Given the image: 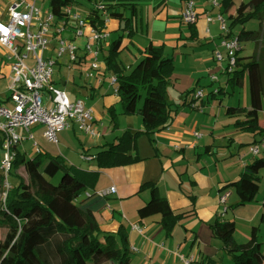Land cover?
<instances>
[{
  "label": "trees",
  "instance_id": "16d2710c",
  "mask_svg": "<svg viewBox=\"0 0 264 264\" xmlns=\"http://www.w3.org/2000/svg\"><path fill=\"white\" fill-rule=\"evenodd\" d=\"M53 1L56 17L65 22L69 19L67 9L79 4V0ZM99 1H106L107 7L101 11L91 8L86 16L90 26L99 31H107V19L124 22L122 29H117V34L111 38L108 54L104 56L107 72H112L117 79L116 93L122 108L120 114L141 115L144 129L135 132L126 130L113 141L99 146L95 153L86 151L84 155L96 160V170L83 169L67 162L61 155L41 150L31 159L36 170L31 172L30 181L17 173L19 168L28 163L25 154L19 149L21 146L17 145L13 168L7 176L3 173L0 175L1 184L6 180L10 184L5 191L4 202L0 205V227L6 228L4 238L0 239V264H133L126 227L121 224L116 232L101 227L100 210L108 205L111 198L98 194V183L102 171L145 160L134 153L138 137L146 135L155 141L154 135L166 129L175 117L176 110L168 100L175 63L173 56L164 54L165 45L161 44L143 51L137 63L127 67L121 54L126 48L123 45L124 39L131 38L136 32L133 20L139 14L138 0H94ZM216 8L229 21L230 35H237L240 41L255 45L254 52L246 56L242 54V46L237 70L231 75L223 72L232 89L242 87L245 77L249 78L248 106H225V114L235 118L234 125L240 131L254 135L251 145L264 136V117L260 118L264 98V51L260 49L264 45V0H243L239 4L236 0H220ZM252 20L258 21L257 28H247L248 22ZM198 21L189 25L191 38H194ZM76 71L77 67L72 72L74 80ZM81 78L80 74L78 79ZM197 89L198 85L188 90L187 94H193ZM226 93L229 91L220 87L218 92H209L206 100H222V95ZM8 97L0 98V105ZM116 106L112 104L109 107L112 111V129L119 123L120 114L115 112ZM3 140L4 135L0 133L2 151ZM253 158L239 179L229 181L222 187L223 190L233 187L239 197L238 202L230 204L227 209L256 201L260 192L258 174L264 168V156ZM0 171H3L1 162ZM60 172L62 176L56 185L44 183L40 176L46 174L55 177ZM145 192L149 193V198L139 207V218L159 215L158 222L167 236H171L178 219L170 202L160 194L155 181H144L136 194ZM209 225L214 236L222 241L233 264H264L263 242L257 234L256 226L247 242L238 243L234 237L236 222L226 219L222 212ZM206 261L207 264H216L212 258Z\"/></svg>",
  "mask_w": 264,
  "mask_h": 264
},
{
  "label": "crops",
  "instance_id": "0c3cea01",
  "mask_svg": "<svg viewBox=\"0 0 264 264\" xmlns=\"http://www.w3.org/2000/svg\"><path fill=\"white\" fill-rule=\"evenodd\" d=\"M10 1L11 0H0L1 20L7 19L8 4ZM40 1H42L41 4H39V0H37V6L41 7L44 12L54 11L55 1L49 0V3L47 4L48 6H45L46 0ZM183 1L184 0H180L179 4L175 5L172 0H138L140 10L139 14L134 17L133 20V26L136 32L131 38L124 39L123 45L126 48L122 52L121 58L127 67L134 66L142 56L143 51L152 48L153 46L164 44V54L173 56L175 63L176 57L173 48L179 47L181 51V63L179 66H176L175 64L173 80L174 87L176 86L178 89L180 88L181 91H185L184 101L188 103L190 107L193 108L195 107L193 105H196L200 108V106L197 105L198 100H201L202 105L210 101V99L206 100L207 94L205 91V97L197 98L195 96V93L199 89H204L200 85V80L207 81L212 86L211 90L216 88L215 85L213 86L214 81H212L211 76V80H208L210 72H214L211 70L213 64L210 66L208 65V63L212 61V58L211 56L205 55V58L201 60L198 56L197 61L188 63L186 69L181 65L183 63L182 59L193 56L195 51L199 53L208 48L212 52L214 51L219 41L220 24L216 20L209 23L207 21V15L211 13V16H215L214 14L219 13L220 10L219 8H217L218 10H212L214 6L212 5L211 0H203L202 2L200 0H195L196 8L199 13V21L196 24V33L193 34L194 38H191L192 32L190 27L187 25V27L184 26L185 24L180 18L184 3ZM93 2L94 0H89L88 4H86L85 1L79 0V4L83 5L78 6V8L81 9L80 12L83 15H88L90 9L93 7ZM127 14L128 16L130 15L129 13ZM71 22V19H68V22H65V20H59L56 17L52 29L55 31L58 27H63L65 30L62 32V35H68L71 37ZM107 22V31L110 33V39L103 42L101 46V53H103V56L108 54V45L111 38L117 34L116 30H121L124 26V22H119L118 20L108 19ZM158 26L160 27L158 28ZM143 32H145L146 35H144ZM86 33H89V29H86ZM81 38L82 39H77H80L79 43L82 44L80 47H83L87 39L84 37ZM0 44L3 47L5 46L1 41ZM260 49H262V52L264 51V47H261ZM81 52H83L82 49ZM83 58L86 64L89 55L84 56ZM198 58L199 61L201 60L200 62H198ZM3 59L4 56L2 57L0 54V75H5L10 84L11 61L8 57L5 61ZM61 63L60 71L56 74L57 78L54 77V79L59 83V86L66 89L69 79L67 78V75L61 74V71L62 69H67L73 72L74 69H68L66 66L68 64V56L64 57V59L61 60ZM106 73L107 70H105L104 74ZM219 73L221 74V72ZM221 75L224 76V74ZM74 81L81 87L88 85L85 77H82L81 79L75 78ZM105 82L106 78L103 83H100V86ZM245 84L246 81L244 80V85ZM197 85L198 89L195 93L187 94L188 90ZM109 87L113 90L112 92L107 93H111L114 97L112 104H118L119 98L114 87L111 85H109ZM78 92L80 91L73 90L72 93H70L72 99L80 97L78 96ZM91 95L93 98L95 97L94 92H91ZM86 96L87 95L83 97L88 98ZM7 97L5 99H7ZM168 100L172 103V92L170 93V90H168ZM218 100L220 106L223 108V101L220 98H218ZM248 104L245 106H248ZM192 110L179 109L170 124H168L167 128L154 135L155 149L150 152L142 153L140 150L138 151L137 143V148L134 153L146 158L145 160L136 164L105 170L101 173H104L106 178H109L110 181L109 179L102 180L101 182L99 180L98 190L107 189L114 185L117 188L115 194L108 196L111 198L108 205L100 210L101 227L103 230L109 232L118 231L121 224L126 227L131 245L133 264H180L179 258L175 257L170 251H181L183 245L185 248L189 245L190 249H193V247L197 245L201 256L198 264H207V258L213 257L216 253V249L212 247L213 232L210 228L209 222L222 212V206L219 204V195L225 191L230 192L227 204V206H229L230 198L233 196L235 190L234 188H226L227 190H223L222 187L229 181L239 179L246 165L254 159L250 152H248L249 155L245 156V158L243 156L241 164L231 163L233 159L230 158L239 154L241 149L238 147L236 150H233L234 144H236L233 142L235 136H232L231 133H229L221 136V138L223 139V147L228 149L232 148V151L225 149L222 154L223 158L220 159L221 165L217 163V160H211L208 156L214 157L219 153V150L215 149L217 140L215 139L214 131H211L210 135L206 133L202 134L200 137H196L194 132L201 129V123L194 117V114L197 115V113H193ZM223 111L225 112V108H223ZM96 117L97 121L95 120V123L96 125H99L100 116H97V113ZM234 119L229 120V122H232V125L235 123ZM233 126L234 132L237 136L243 135L241 141H244V137H246L244 134L246 132L240 131L235 125ZM127 127L126 130L133 131V126ZM143 129L144 127L139 130ZM113 130L114 129H112L110 124L107 133H103L99 137H93L94 139H101L104 137V142L101 141V143H97V147L114 139L115 136L113 132L116 130ZM202 130L205 131L206 129L203 128ZM249 134L251 140L243 143L250 144L254 141V135L252 133ZM213 168L216 169L213 170ZM147 180H152L158 183L160 194L167 197L175 215L177 216L179 224L178 229L176 227L171 236H167L166 231L158 222L159 219H156L153 222L148 218L141 219L138 216V209L145 204L146 200L149 198V193L145 192L141 195L136 193L139 190L140 185ZM135 198L139 199L137 200ZM113 199L115 200L112 201ZM117 201L120 205H114ZM128 202H132V206L128 204ZM262 210L263 207L258 204L257 215H260ZM228 211L229 209L225 216H227ZM252 221L254 220H249V223H253ZM182 234H185L183 238L181 236ZM234 237L238 243H245L251 238V234L247 235V233H245L242 235L245 240L242 242L237 238L236 231ZM203 243H205L206 246L202 250L200 246ZM142 255L145 260L141 259Z\"/></svg>",
  "mask_w": 264,
  "mask_h": 264
},
{
  "label": "built area",
  "instance_id": "2783aa9c",
  "mask_svg": "<svg viewBox=\"0 0 264 264\" xmlns=\"http://www.w3.org/2000/svg\"><path fill=\"white\" fill-rule=\"evenodd\" d=\"M214 7H218L220 0H211ZM96 10H104L106 1L93 2ZM73 7L67 9L71 22V37H64L63 27L53 31L56 21L54 11H47L37 6V0H11L8 4V16L6 20L0 19V41L8 48V58L11 61V81L8 86V100L0 105V133L4 135L3 149L4 159L2 169L7 176L12 169L16 157L15 147L22 146L24 139L33 140L36 152L42 149L36 141L32 129L37 125H43V136L50 142L58 144V132L65 129H75L85 132L92 137H99L101 133L94 127L95 110L83 98L70 97V93L59 86L54 79L60 71L61 60L68 56V69L80 70L85 79L98 78L103 83L106 70L105 62H99L103 42L110 39V33L99 31L90 26L87 17L79 10L73 13ZM92 10V9H90ZM181 21L190 25L199 19V13L194 0H186L180 13ZM108 20V19H107ZM220 24L219 41L214 49L221 72L232 74L238 68L239 51L242 43L237 35H230L229 21L223 13L216 16L207 15V21ZM89 29V33H86ZM209 32V30H208ZM87 39L83 47L76 43L77 38ZM52 39L58 42L54 52L49 53V44ZM81 49L83 52H81ZM92 56L91 70L84 74V56ZM96 74V76H95ZM63 77V76H62ZM228 78V77H227ZM213 76L212 80H216ZM111 86L118 91L115 75L111 78ZM228 87V82L222 88ZM220 88V87H219ZM218 88V89H219ZM218 89L215 91L218 92ZM195 96L205 97L204 90L199 89ZM20 129V132H19ZM26 132L29 133L25 137ZM199 137L198 131L194 132ZM21 150V147L19 148ZM249 152L253 157L264 153V136L249 146ZM84 160L91 157L82 155ZM7 189L10 187L6 180ZM117 192L116 186L99 190L98 194L108 197ZM230 192L219 195V204L222 206V215L227 212V204ZM141 230V229H140ZM175 254L180 264H195L196 254H183L179 250L170 251Z\"/></svg>",
  "mask_w": 264,
  "mask_h": 264
},
{
  "label": "rangeland",
  "instance_id": "374dc122",
  "mask_svg": "<svg viewBox=\"0 0 264 264\" xmlns=\"http://www.w3.org/2000/svg\"><path fill=\"white\" fill-rule=\"evenodd\" d=\"M82 1H85L86 4H88V2H89V0H82ZM200 1L202 2L203 0H200ZM241 1H243V0H236V3L239 4ZM172 2L175 5H178L180 0H172ZM41 3H42V1L39 0V4H41ZM48 3H49V0H46L45 6H48L47 5ZM78 6H83V5L82 4L73 5V10H72L73 13H76L78 10H81L78 8ZM216 9L217 8H213L212 10H216ZM216 14L217 13H215L214 15L216 16ZM84 16H87V15L85 14ZM186 25L187 24H185L184 26H186ZM187 26H189V25H187ZM257 26H258L257 20H252V21L248 22V24H247V28H257ZM159 27L160 26H158V28ZM143 33H144V35H146L145 32H143ZM219 34H220V31H219ZM67 36L68 35H64V37H67ZM80 39H82V38H80ZM79 40L77 39L76 43L82 46V44L79 43L80 42ZM241 43H242V46L244 47V49L242 50L243 56L251 55L254 52L255 45L253 43L243 42V41H241ZM57 45H58L57 40L52 39V41L49 44V51L48 52L53 54L54 48L57 47ZM261 47H264V45H262ZM173 50L175 52V57H176L175 64H176V66H179L181 63L180 48L174 47ZM0 54L2 57L4 56V59H3L4 61L7 60V57L9 55V50L7 47H5V46L3 47L1 44H0ZM205 55L211 56L212 61H210L208 63V65L210 66L211 64H213L212 69H211V67H210V69L212 71H214V72H210L208 80H211L210 76H211V78L213 76H217L216 80H212V81H214L213 86L215 85V87H216L215 89H212V90H211L212 86L207 81H204L202 79L200 80V85L202 86V88H204L203 90L206 92V94H208L209 92L216 90L219 87H222V83H223V86H225L226 81H227V77L225 75L224 76L221 75L223 73L221 72V68L219 67V63L217 62L218 60L215 56L214 51L212 52L209 48L207 50H202L199 53H197V51H195L193 56L183 58L182 59L183 63L181 65L183 66V68L186 69V66L188 63H193L192 61H197L198 56L202 60L205 58ZM92 61H93V57L89 56L87 63L84 64V66H83L84 74L91 70ZM200 61L198 58V62H200ZM99 62H101V63L104 62L103 53H100V55H99ZM219 72H221V74ZM61 74L67 75V78L69 79V82L66 86V90L69 93H72L73 90L80 91V92H78L79 93L78 96L85 99L90 106H93V109L95 110L96 121H97L96 113H97V116H100L99 117L100 118L99 119V125H96V123L94 125V127L97 129V131H99L101 134L107 133L108 127L111 124V116H112V111L109 109V107H111L112 100L114 99V97L112 96L111 93L110 94H107V93L113 91L112 89H110L109 85H111V78L114 74L112 72H109V71L106 74H104V78H106V82L102 86H100V83L98 82V78L87 79L88 85L85 87H81L79 84H77L72 79L73 73L71 71H69L67 69H62ZM80 74H81L80 70H77L76 73L74 74V76H75L74 78H79ZM59 76H60V74H59ZM95 76H96V74H95ZM55 77H56V75H55ZM244 80L246 81V84L242 87H237L235 89H232L230 86H228L226 88L229 91V93L222 95L223 108H225V106H228V105L245 106L249 103V78L246 76V78ZM8 84H9V80L5 77V75H0V98L1 99H5L8 95V91H9L8 87H7ZM185 88H188V87H185ZM168 90H170V93L172 92V104H173L172 107L176 110V113L179 111V109L180 110H182V109H188V110L196 109V110H192V111H193V113H197V115L194 114V117L196 119H198L201 123V125H200L201 129H199V131H198L200 133V136L202 134H206V133H208L210 135V132L214 131V136H215V139L217 140L215 149L219 150V153H218V155H215L214 157L213 156H208V157L211 160H217L218 161L217 163L219 165H221L220 159L223 158L222 154L224 153L225 149L232 151V148L228 149L226 147H223V143H222L223 139L221 138V136L231 133L232 136H235L234 137L235 140L233 142L236 143V144H234L233 150L234 149L236 150L238 147L241 149L239 154H236V155L232 156V158H230V159H233V161L231 163H234V164L240 163L241 164L242 163L241 160L243 159V156L245 158V156L249 155L248 154L249 144H245L243 142H249L251 140L250 139L251 136L249 133H245L244 136H246V137H244V141H241V138L243 135L237 136V134L234 132V126H233L234 124L232 125V122H229V120L234 119V118H231L225 114V112L223 111V108L219 104V100L218 99H210V101L208 103H205L204 105L201 104V100H198L197 105L200 106V108L197 107L196 105H193L195 107L192 108V107H190V105L188 103H186L184 101V98H185L184 92L185 91L183 92L180 90V88L178 89V87H176V86L174 87V81L172 82V85H170ZM91 92L95 93L94 98L92 97ZM85 95H87L86 97H88V98H84L83 96H85ZM70 97H71V95H70ZM179 98H180V100H179ZM263 100H264V98H263ZM115 105H117L116 106L117 109L115 110V112L117 114H120L121 110H122L121 105L120 104H115ZM132 116H134V117H132ZM260 117H261V119H263V117H264V106H263V110L260 112ZM118 120H119V123L116 126V128L114 129L116 131L113 130L114 131L113 134L115 137L123 134L124 131L128 128L127 126H133V132L144 127L142 117H141V115H138V114L130 115V116L120 114L118 117ZM234 121H235V119H234ZM230 123H231V125H230ZM203 128H205L207 130V132H206V130L205 131L202 130ZM19 132H20V129H19ZM32 132L35 134L36 141L42 150H46L53 155H61L66 159L67 162L74 164L78 167H81L83 169L96 170L98 168L97 163L95 162L96 161L95 159L90 158L89 160H84L82 158V155L86 151H88L90 154L95 153L98 149L97 143H101V141L104 142V140H103L104 137L101 139H98V138L94 139L91 135H89L85 132H82L80 130L65 129V130L58 132L59 144H55V143L48 141L43 136V125H37L36 127H34L32 129ZM28 135H29V133L26 132L25 137H27ZM111 141H113V139ZM154 142L155 141H152L148 136L141 135L137 139L138 151L140 150V152H142V153L150 152L151 150L155 149ZM21 151L25 154L26 159H28V163L25 166H22L21 168H19L17 173H19L22 177H24L28 181H30L31 172L36 170L35 164L31 161V159L37 154L36 147L34 146L33 140L24 139L22 142ZM4 155H5L4 151L0 150V162L1 163L4 159ZM262 155L264 156V153H262L260 156H262ZM215 169L216 168H213V170H215ZM13 170L15 172V169H13ZM2 173L5 174L4 171H0V175ZM104 175H105L104 173L101 174L100 182L102 180L107 179L106 175L105 176ZM40 176H41V179L44 183H46L48 185H56L60 181L62 173L61 172L58 173L55 177H50L46 174H41ZM258 178L260 181V192L258 194L256 201L250 202V203L245 204V205L237 206L234 209L230 208L228 213H227V216H225V217H226V219L234 220L236 222V236L241 242L245 241L244 238L242 237V235H244L245 233H247V235L252 234L253 226H256L257 227V234L260 237V240L263 242L262 251L264 252V218H263V214H264V205H263V201H264V168H262L260 170V172L258 174ZM109 181H110V179H109ZM228 188H233V187H228ZM6 189H7L6 181L4 184L0 183V205L4 202V196H5ZM114 197H116V196H114ZM135 199H137V198H135ZM114 200L115 199H113L112 201H114ZM137 200H135V201H137ZM238 200H239V197L234 190L233 196L230 198V204H232V205L236 204L238 202ZM131 203L132 202H128V204H130L132 206ZM115 204L120 205V203L118 201L115 202L114 205ZM258 204L263 207V210L260 213V215L259 214L257 215ZM115 208L118 209L117 207H115ZM147 218L154 222L156 219H159L160 216L159 215H153V216H149ZM249 220H254V221H252L253 223L250 224ZM178 225L179 224H177V229H178ZM5 232H6V228L0 227V239L4 238ZM181 236L183 238L185 236V234H182ZM212 241H213L212 247L214 249H216L215 250L216 253L211 258L216 260V264H233L232 260L230 259V257L228 256V254L226 253V251L223 248L222 241L218 237L214 236V234H213ZM205 246H206L205 243H203V244H201L200 248L203 250L205 248ZM188 252L191 254H196L198 260L201 259V256L199 253V247L197 245L194 246L193 249H190L189 245L186 246V248L183 245V247L181 248V253L187 254ZM174 256L177 257L175 254H174ZM141 259L145 260L143 255L141 256ZM104 264H110V263H104ZM142 264H144V263H142Z\"/></svg>",
  "mask_w": 264,
  "mask_h": 264
}]
</instances>
